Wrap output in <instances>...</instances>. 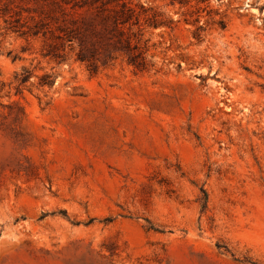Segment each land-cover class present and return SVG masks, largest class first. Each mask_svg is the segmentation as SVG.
<instances>
[{
  "label": "rangeland",
  "instance_id": "obj_1",
  "mask_svg": "<svg viewBox=\"0 0 264 264\" xmlns=\"http://www.w3.org/2000/svg\"><path fill=\"white\" fill-rule=\"evenodd\" d=\"M58 1L0 0V264H264V0L99 1L146 53L96 71Z\"/></svg>",
  "mask_w": 264,
  "mask_h": 264
},
{
  "label": "trees",
  "instance_id": "obj_2",
  "mask_svg": "<svg viewBox=\"0 0 264 264\" xmlns=\"http://www.w3.org/2000/svg\"><path fill=\"white\" fill-rule=\"evenodd\" d=\"M103 0H60L58 4L63 7V15L67 18L63 20L64 25H59L57 28L58 34L53 31L51 38L59 40L63 51L66 45L74 50L78 47L76 53L77 60L86 63L90 70L96 71L99 64H107L115 58L116 53H122L128 56L131 64L137 67H144L146 50H142L140 46L141 39L134 35L133 28L138 29L141 35L143 29L142 17L146 15V10L142 4L136 7L129 3L122 2L112 7H106L107 13L101 14L99 6L96 3ZM105 4V3H104ZM103 17L102 27L103 32L97 29L95 17ZM155 17V18H154ZM145 18L146 21H151V25L157 27L161 25L154 16ZM12 27V26H11ZM11 29V28H10ZM14 31H22L23 35L32 33L39 35L41 29L25 31L20 28H14ZM47 38V33L44 32ZM134 37V38H133ZM52 52H49V54ZM60 59V63L67 61L65 53H54Z\"/></svg>",
  "mask_w": 264,
  "mask_h": 264
}]
</instances>
